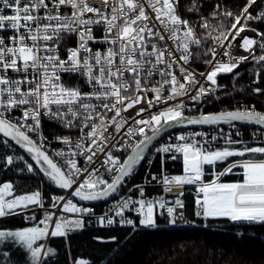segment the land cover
<instances>
[{"label": "snow or ice", "instance_id": "snow-or-ice-1", "mask_svg": "<svg viewBox=\"0 0 264 264\" xmlns=\"http://www.w3.org/2000/svg\"><path fill=\"white\" fill-rule=\"evenodd\" d=\"M255 3L256 0H247L240 15L234 17L231 29L227 30V34L221 32L220 36L214 37V42L223 47L224 41L229 40V37L232 41L240 37L244 51L250 52L254 46L264 49V42L258 43L253 38L241 37L245 30L257 32L256 29H248L247 24H241V19L264 20V11L257 16H252L249 11ZM179 6L180 0H0V33L5 31L12 33L7 39L0 35V86H3L0 87V133L5 138L15 140L32 154V159L40 166V171L61 189L72 188L77 184L75 178L82 172L86 173L87 178L78 183L71 194L80 200L92 201L115 192L122 179L128 176L133 166L143 158L147 145L172 122L186 121L187 124L194 125L240 121L260 125L262 127L252 133L253 140H257V146H250L243 140H233L229 135L226 140L229 147L211 150L205 147L207 140L201 142L195 139V136L203 135L202 133L191 134V142H188L189 137L177 136V141L182 143L162 146L157 152L182 154L184 174L168 176L164 173L162 178L152 177L164 186L165 192L180 189L175 201L169 204L163 198L133 200L128 197L118 203L119 210L115 215L122 218L121 224L131 225L135 229L134 221L123 216L124 210L131 206L140 217L139 225L153 229L159 227L157 215L163 216L166 211L168 225L176 226L177 219H183V213L177 212V209L184 207L180 199L184 194L183 188L185 185H195L197 217L204 220L226 218L233 223L264 226V143L258 141V137L264 135V113L256 111L254 107L237 108L233 111L187 118L183 115L185 105L181 101L152 113L149 119L142 117V113L158 104H166L169 100L185 96L190 91L186 85L198 83L194 73L185 69L180 61L184 64L189 63L192 56L190 45L199 47L202 42L196 37L189 21L179 14ZM62 7L70 8V14H61ZM41 10L44 12L43 15L39 14ZM198 10L199 6L195 2L187 8L189 12ZM223 15L232 17L233 13L226 11ZM94 26L103 27L102 37L94 36ZM201 27L207 28V22L202 23ZM65 34L69 36L75 34L78 38L77 46L67 49L66 59L59 55L60 42ZM257 35L264 40V33L257 32ZM169 40L176 45V51L180 53L178 57L168 45ZM89 42L107 47L105 51H93ZM228 47H232L231 42ZM209 53L213 59L207 60L206 63L212 65L213 70L200 75L205 76L212 85L217 84L218 74L232 73L240 63L248 59L244 56L232 57L225 51L224 55L229 56L230 60L222 62L216 60L215 48L209 49L204 55L207 56ZM232 59H235L236 63H232ZM260 61H264V55L257 58V62ZM161 65L163 67H160ZM176 66L180 68L183 83L174 74L173 69ZM9 71L23 73V78L12 79L8 75ZM62 73L84 77L92 91L85 93L79 86L66 85L62 82ZM156 73H159L163 82L158 87H146ZM21 85H27L28 90L23 91ZM165 85L170 86V93L167 96L163 95ZM133 89L134 94H130L133 93ZM210 91L214 92L216 88L206 89L201 85L191 99L199 102ZM254 91L260 93L264 90L256 88ZM148 92L154 93L153 99H148ZM93 100L99 101V104L92 103ZM144 103H147V108L142 106ZM137 105L141 107L137 109ZM21 106L27 107L23 108L22 120L18 122V126L6 118V113ZM130 109L135 110V116H124L123 113L129 112ZM108 112L113 115L106 120ZM42 116L60 122L65 128L76 127L79 123L81 135L76 142V148L80 149V152L71 155H84L85 162L91 164L94 163V157L105 153L106 159L103 164L113 165V168L108 170H115L119 175L108 183L93 174L99 169L89 172L86 168L78 167L74 159L67 161V171L62 170V167L26 134L36 133L40 139H47L41 133ZM129 120L137 127L129 126L124 135L129 140L137 134L143 139L134 144L125 142L124 146L131 148V155L120 163L113 157L111 151H106L109 148H116V144L110 143L116 136L109 128L120 134ZM29 121L31 123H28ZM145 127L152 132L151 136L145 133ZM21 128L25 131H21ZM236 135H240L239 130ZM56 139L64 144L71 143L66 136ZM211 139L215 141L217 136ZM85 140L88 141L87 145L81 143ZM233 145L240 147H232ZM55 155L62 157L65 153L57 152ZM230 157L240 159L231 163L223 172H213L214 179L210 182L204 181L205 165L214 168L217 162H223ZM177 158L176 155L171 156L173 160ZM14 159L8 156L7 164L11 165ZM235 168L242 170L238 173L242 176L241 180L231 183L220 182L221 176L232 173ZM33 170V166L28 164L27 171L31 173ZM100 185L106 186L99 189ZM12 194V183L0 186V218L16 215L17 209H26L32 205L42 206L40 191L8 199ZM140 195L144 196L142 188ZM62 201L60 210L63 213L89 214L91 211L78 207L63 196L52 197L53 208L60 206ZM54 215L45 214L44 219L39 221L43 227L0 229V244L9 242L19 245L29 254L30 264H41L42 258L53 255L55 250L44 244H37L38 241L49 235L66 238L70 232L83 227L81 219L69 220L66 217H59L54 220ZM98 221L102 226L114 222L107 214L99 217ZM50 223L54 224V227H50ZM3 255L7 256L8 253L4 252ZM74 264L88 262L81 259L76 260Z\"/></svg>", "mask_w": 264, "mask_h": 264}, {"label": "trees", "instance_id": "trees-1", "mask_svg": "<svg viewBox=\"0 0 264 264\" xmlns=\"http://www.w3.org/2000/svg\"><path fill=\"white\" fill-rule=\"evenodd\" d=\"M246 1L180 0L179 14L189 21L202 42L194 50L195 59L206 57L204 53L211 47L214 37L220 36L221 32L227 34L234 17L240 14ZM193 2L199 6V10L187 11ZM226 11H231L233 16L223 15ZM205 21L207 28L201 27ZM253 26L258 32L264 33V22L254 23ZM259 42H264L261 36ZM262 55L264 49L255 46L246 62L240 63L232 73H223L219 77L220 90L207 98L193 114L253 107L264 113V91H254L256 88L264 90V61L257 62V58ZM241 127L249 129V126ZM150 133L147 131V134ZM17 152L21 153L18 149ZM125 156L122 155L121 159ZM177 157L175 160L165 159L164 167L181 172L183 165ZM145 158L132 168L118 190H126L145 175ZM1 165L0 183H12L15 194L30 192L39 186L42 187L44 197L63 192L39 173H27L21 162H15L6 169ZM159 168L160 160L156 159L150 170L156 171ZM217 169H221V166ZM238 178H241L238 174L223 176L224 180ZM182 198L184 207L177 209V212L183 213V219L178 218L176 226H169L168 220L157 215L159 227L153 229L139 224L135 225V229L133 226L84 227L70 232L66 238L49 236L45 245L55 251L53 255L42 258L41 264H74L81 259L88 264H264V226L233 223L226 218L204 220L195 214L197 208L193 195L185 191ZM35 225L40 226L38 223L25 224L17 216L0 220V229L18 230ZM44 241L42 239L37 244H43ZM4 252L8 255L4 256ZM0 264H30V256L19 245L5 242L0 244Z\"/></svg>", "mask_w": 264, "mask_h": 264}, {"label": "built area", "instance_id": "built-area-1", "mask_svg": "<svg viewBox=\"0 0 264 264\" xmlns=\"http://www.w3.org/2000/svg\"><path fill=\"white\" fill-rule=\"evenodd\" d=\"M49 7H51L50 2H49ZM261 11H264V7L255 11L256 12L255 16H257ZM70 12H71L70 8H63V7L61 8V14H70ZM39 14L43 15L44 14L43 10H41V12ZM88 15H91V14H88ZM252 21H258V20H252ZM250 29H252V28H250ZM93 32H94V36L97 38H100L104 35V31H103L102 26H94ZM0 35H3L7 39V37L12 35V33H11V31H5L3 33H0ZM165 35H167V34L165 33ZM245 36L249 37V38H253L256 41L259 37V35H257V32H253L251 30H245L243 33H241V37H245ZM196 37L199 38L197 35H196ZM77 40H78V38L75 34H73L71 36L66 35V34L64 35V38L60 42L59 55L61 56V58L66 59L67 49L76 47L77 46ZM229 42H231L232 47H228ZM50 43L54 44V42H50ZM89 43H90V46L92 47L93 51H96V50L105 51V49L107 47V45H103V44H99V43H97V44H92L91 42H89ZM167 43H168V45H170L172 47L173 52L178 57L180 55V53L176 51V45L170 40L167 41ZM241 44H242V39L240 37H238L235 41H232L231 37H229V40L224 41L223 47H221L220 45L213 42L209 49H211V48L216 49V51H217L216 60H219L222 62H229L230 57L224 55L225 51L229 52L232 57H241V56L248 57L250 55L251 51L250 52L244 51L243 48L241 47ZM161 46L163 47V44H161ZM197 47L198 46H196L194 44L190 45V51L192 52V56L190 57L189 63L184 64L183 61H180V64L183 65V67L185 69H187L188 71L194 73L195 79L198 81V83L196 85H186V87H188L190 89V91L185 96L177 97L175 100H169V101H167L166 104L165 103L158 104L156 107L150 109L149 111L142 113V117L144 119H149L150 115L152 113L157 112V111H159L165 107L174 106L177 103H180L181 101H183V103L185 105V108L183 109V115L184 116L193 115V113H195L196 111H198L200 109V107L203 105V103L205 102V100L207 98L211 97L217 91L220 90L221 86L219 85V77L223 73L218 74V76L216 77V80H217L216 85H212L211 82L206 80L205 76H201L200 73H208V72L213 70V66L206 63L207 60H212L213 58H212V55L209 53V55H207L205 58L195 59L193 53ZM149 50H151V49L149 48ZM246 61H244V62H246ZM231 62L236 63V60L232 59ZM160 67H163V66L161 65ZM173 71H174V74L177 76L178 80H180V82L183 83L184 80H183V77L180 73L179 66L174 67ZM8 75L12 79H22L23 78V73H13V72L9 71ZM61 75H62V82L65 83L66 85L79 86L81 88V91L85 92V93L92 91L91 87L85 82L84 77L76 75V74H68V73H62ZM162 82H163L162 77L159 75V73H156L153 75L151 80L145 86L148 88L158 87L159 84ZM201 85H203L206 89L216 88V91H214V92L210 91L207 95L202 97L199 102L193 101L191 99V96L196 95L197 89ZM0 87H3V86H0ZM21 88L23 91L28 90L27 85H21ZM134 91L135 90L133 89V93H130V94H134ZM169 93H170V86L165 85L163 95L167 96ZM147 97H148V99H153L154 93L148 92ZM92 103L99 104V101L93 100ZM142 106L147 108V103H144ZM24 107H27V106H21L20 108H15L11 112L6 113V118H9L13 123L18 124V122L20 120H22ZM139 107H141V105L136 106L137 109ZM100 110H102V109H98V111H100ZM112 115H113V113L108 112L107 116H106V120L110 119L112 117ZM123 115L124 116H129V115L135 116V110L130 109L129 112L123 113ZM140 118L141 117H136V119H140ZM28 123H31V121H29ZM41 123H42L41 133L44 137H47L46 140L40 139V137L36 133H31V132H26V133L54 160V162H56L59 166L62 167V170L67 171V161L69 159H74L77 162L78 167H80L82 169L86 168L89 170V172H93L94 169H99L98 172H93V174L95 176H98L99 178L105 180L106 182H109L111 180V178L113 177V175L115 174L116 171L115 170H113V171L108 170V169L113 168V165H111L110 163L106 164V165L103 164V161L106 159L105 153H100L96 157H94V163H91V164L85 162V156L84 155H79V154L71 155V153H79L80 152V149L76 148V142L78 141V139L81 135L79 123H77L76 127L65 128L60 122L55 121V120H49L45 116L41 117ZM18 126H19V124H18ZM129 126L137 127V125H135L131 120H129L128 124L125 125V127L121 130L120 134H116L113 128H111V127L109 128V131L112 132L113 135L116 136V139L114 141H111L110 143L116 144V148H118L120 150H116V148H109V149H106V151H111L113 157L116 158L120 163L122 161L121 156L126 155L131 150L130 147L124 146L125 142H127L128 144H134V143L138 142L141 138H143L142 136L137 134V135L133 136L131 140H129L128 137L126 135H124V133L127 132ZM21 129L23 131H25V129H23V128H21ZM257 129H260V128H254V129H249V130L246 129V130H248V136L243 135V132H245V130H243L240 126L234 127L232 129H220V128L214 129L212 127H196V128H186V129H181V130L171 132V133L163 136L160 140H158L149 149V151L147 152L146 158H145V162H144V166H146V168H147L145 175L139 180V182L131 185L126 190H117L108 199H106L103 202L97 203V204L79 203V202L73 200L72 197L70 196V194L67 192H65L61 195H53V196H57V197H59V196L66 197L67 199H69L73 203H75L78 207L90 209L91 211L89 214L63 213L60 210L62 207L63 201L61 202L60 206L53 208V206L46 204L45 198H42V206L32 205L26 209H17L18 210L17 214L11 215L9 217L22 216L24 221L26 223L30 224V223H34L36 221L37 216H40L42 219H44V216L46 213H54L55 214L54 220L59 218V217H66L69 220L81 219L83 221V227L82 228L92 227V226L93 227H108V226L131 227V225L121 224L120 221L122 218L120 216L115 215V212L119 210L117 208L118 203L122 202L124 199H126L128 197H131L133 200H138L141 198H143V199L163 198L165 201H168L169 204H171L175 201V199L177 198V194L180 191V189H178V190L174 189L173 192H165L164 186L160 182H158L157 180H153L152 177L157 176V177L162 178V175L164 173H166L168 176L183 175L184 174L183 169L181 172H174V171H171V170L166 169L164 167L165 159L173 160V159H171L172 155L179 156L181 163L183 165L182 154H178V153L164 154L161 152H157V149L161 148L162 146L168 145V144L176 145L178 143H182V141H177V139H176V137L180 136V135H184L186 137H189L188 142H191V134H194V133H202L203 135L195 136V139L198 141H201V142L207 140L208 143L205 145V147H207L211 150L221 149V146L227 145L226 140H227L229 135H231L233 140H243L247 144H249L250 146H253V145L257 146V140H253V137H252V133L254 131H256ZM88 130H90V129H85V131H88ZM237 130H239V132H240L239 136L236 135ZM147 131H150V130L147 127H145V133L146 134H147ZM147 135H149V134H147ZM65 136L70 139V141H71L70 144H64V143H62L56 139V137H65ZM213 136H217V139L215 141H213L211 139ZM244 137H245V139H244ZM5 140L6 139L3 137L0 138V158L2 159L1 164L3 166V169L11 167L13 164V163L11 165L7 164V157L8 156L14 157L15 158L14 161L21 162V163L25 164V166L27 168V165L30 164V163H28L27 158L24 155L20 156V155L16 154V152H17L16 147L13 146L12 144L8 143L7 140H6L7 143L5 144L4 143ZM258 141L261 143H264V135L259 136ZM81 143H84L85 145H87L88 141H86V140L81 141ZM57 152H64L65 156H62V157L56 156L55 153H57ZM21 157H22V159H20ZM156 159L160 160V168H159V170L151 171L150 168L153 164V161H155ZM215 169H216V167L213 168L212 166L205 165L204 166L205 175L213 174V172H216ZM33 172H31V173H33ZM220 172H222V171H220ZM85 178H87V174L82 172L79 177L75 178L77 180V184H74L73 186L77 187L78 183L83 182V179H85ZM205 182H207V181H205ZM104 186L105 185H100L99 189H101ZM141 188L144 191L143 197H141V195H140V189ZM147 190H149V191L147 192ZM186 190H188L191 194H193L194 202H195L196 198H197L196 186L195 185H185L183 188V192H185ZM34 192H36V191H34ZM11 198H13V197H8V199H11ZM180 199L183 201L182 197H180ZM39 211H42V213H40ZM158 211H164V210L158 209ZM106 214L108 217H111L114 222L111 225H108L107 223H105L102 226L99 223L98 218L105 216ZM123 216H124V218L132 219L134 221L135 225L139 224L140 217L132 209L131 206L128 210H124ZM31 217H34V219H32ZM162 217L164 219L168 220L166 211H164V215ZM50 227H54V224L50 223Z\"/></svg>", "mask_w": 264, "mask_h": 264}, {"label": "water", "instance_id": "water-1", "mask_svg": "<svg viewBox=\"0 0 264 264\" xmlns=\"http://www.w3.org/2000/svg\"><path fill=\"white\" fill-rule=\"evenodd\" d=\"M233 110H236V109H229V110H221V111H215V112H207V113H204V112H200V113H198V114H194V115H189V116H185V117H187V118H198L201 114H205V115H208V114H218V113H220V112H222V111H233ZM260 113H263V112H260ZM13 123V122H12ZM229 125H243V126H249V127H256V128H261L262 126H260V125H256V124H249V123H245V122H240V121H233V122H229V123H224V122H220V123H217V124H187V122L185 121L184 123H176V122H172V123H170L169 125H167V126H165L164 127V129L160 132V133H158L157 135H156V137L151 141V143H149L148 145H147V147L145 148V151H144V153H143V158L136 164V165H134L133 167H135V166H137V165H139L141 162H142V160L144 159V157H145V155L147 154V152L149 151V149L158 141V140H160L163 136H165V135H167V134H169V133H171V132H174V131H177V130H181V129H186V128H196V127H220V126H229ZM21 131H23L22 129H21ZM27 134V133H26ZM28 135V134H27ZM152 135V132L149 134V136H151ZM0 136L1 137H3V138H5L4 136H3V134L2 133H0ZM30 137V136H29ZM31 138V137H30ZM6 140H8L10 143H12L15 147H17L24 155H25V157L32 163V165L34 166V168L36 169V171L40 174V175H42L47 181H49L50 183H52L53 184V186L54 187H56L57 189H60V190H62V191H65V192H67V193H69L70 194V196L72 197V199L73 200H75V201H77V202H79V203H82V204H97V203H100V202H103V201H105L106 199H108L110 196H112L118 189H119V187L122 185V183L124 182V179L127 177H124L123 179H122V181L120 182V184L117 186V189H116V191L115 192H111L108 196H106V197H104V198H102V199H97V200H92V201H84V200H80L78 197H75V196H73L71 193L75 190V186H72V188H70V189H67V190H65V189H61V188H59L58 186H56L55 184H54V182L53 181H51V179L50 178H48V177H46L45 175H44V173L43 172H41L40 171V166L39 165H37V163H36V161L35 160H33L32 159V154H29L27 151H26V149L25 148H22L15 140H12L11 138H5ZM32 139V138H31ZM141 139H143V138H141ZM140 139V140H141ZM33 140V139H32ZM34 141V140H33ZM35 142V141H34ZM36 143V142H35ZM36 145L38 146V147H40L37 143H36ZM41 148V147H40ZM41 150L42 151H44L42 148H41ZM46 153V152H45ZM47 154V153H46ZM129 155H131V150L126 154V156L124 157V159L121 161V163H123V161L124 160H126L127 159V157L129 156ZM51 158V157H50ZM117 175H119V173L116 171L115 172V174L113 175V177L111 178V180L108 182V183H111V181H112V179L115 177V176H117ZM106 186V185H105ZM104 186V187H105ZM104 187H102L101 189H103ZM99 190V189H98Z\"/></svg>", "mask_w": 264, "mask_h": 264}, {"label": "rangeland", "instance_id": "rangeland-1", "mask_svg": "<svg viewBox=\"0 0 264 264\" xmlns=\"http://www.w3.org/2000/svg\"><path fill=\"white\" fill-rule=\"evenodd\" d=\"M257 1V0H256ZM246 4H247V1H246ZM245 4V5H246ZM262 7H264V0H258L257 2H256V4L254 5V6H252L250 9H249V11L251 12V14L253 15V16H255L256 14V12L255 11H257L258 9H260V8H262ZM244 8V7H243ZM242 11V10H241ZM241 13V12H240ZM240 15V14H239ZM238 15V16H239ZM233 22H234V20H233ZM257 22H264L263 20H258V21H250V20H248V21H245V20H243V19H241V24H247V28L248 29H250V28H252V29H255L254 28V26H253V24L254 23H257ZM238 27H239V25H238ZM257 30V29H256ZM257 32H258V30H257ZM259 38V37H258ZM257 42H258V39H257ZM255 48V46L253 47V49ZM253 49L251 50V53H252V51H253ZM251 53H250V55H251ZM250 55L248 56V58L250 57ZM248 60V59H247ZM244 109V108H243ZM194 115V114H193ZM237 126H243V125H229V126H225V127H227V128H225V129H232V128H234V127H237ZM220 127H222V126H220ZM219 127V128H220ZM242 128V127H241ZM254 128H256V127H249V129H254ZM220 129H223V128H220ZM243 130H245V132H243V135H245V136H248V130H246V129H244V128H242ZM1 137V136H0ZM244 139H245V137H244ZM8 141V140H7ZM9 142V141H8ZM10 143V142H9ZM12 144V143H11ZM13 145V144H12ZM14 146V145H13ZM254 146V145H253ZM225 147H229V145H225V146H221V149H223V148H225ZM232 147H240V145H233ZM16 149H18L17 147H16ZM19 150V149H18ZM20 151V150H19ZM21 152V151H20ZM22 153V152H21ZM21 153H19V152H16V154H18V155H20V156H22V155H24L23 153L21 154ZM147 155V154H146ZM145 155V156H146ZM25 156V155H24ZM145 158V157H144ZM234 157H230V158H228L227 160H225V161H223V162H218V163H216V165H215V167H216V172H220V171H224L231 163H233L234 161H236V160H238V159H240L239 157L238 158H236V159H233ZM1 161H2V159H0ZM28 160V159H27ZM16 161H14L13 163H15ZM145 162V161H144ZM20 163V162H19ZM28 163H30V164H32L29 160H28ZM23 164V163H22ZM1 165V164H0ZM13 165V164H12ZM2 166V165H1ZM23 166L25 167V170H26V172L27 173H29L28 171H27V168H26V166H25V164H23ZM218 166H221V169H217V167ZM2 168H3V166H2ZM33 173H29V174H33V175H36L38 172L36 171V169L34 168V166H33ZM237 168H235V169H233V171H232V173H229V174H238V173H240L242 170L241 169H239L238 168V170H236ZM226 175H228V174H226ZM238 176H241V175H238ZM203 179L205 180V181H207V182H210L211 180H213L214 179V176H213V174H208V175H205L204 177H203ZM242 179V176H241V178L239 179L238 178V180H241ZM238 180H224L223 179V176H221L220 177V182H223V183H231V182H236V181H238ZM4 183H9L8 181H4V182H1L0 183V186H2V184H4ZM187 188V187H186ZM34 191H40V193H41V195H42V198H45L46 199V204L47 205H50V206H52L51 204H52V196L53 195H61V194H63V193H65V191H63L62 193H51L48 197H44V195H43V190H42V187L41 186H39V188H37V189H35V190H33V191H30V192H26V193H21V194H15V192H14V189H13V194H12V197H15V196H19V195H24V194H32V193H34ZM186 191H188V190H186ZM190 193V192H189ZM193 195V194H192ZM194 197V196H193ZM36 206H38V205H36ZM18 211V210H17ZM40 213H42V211H39ZM13 217H16V216H13ZM18 217V216H17ZM20 217V219L22 220V222L23 223H25V224H29V223H26L25 221H24V219H23V217L22 216H19ZM8 218H11V217H9V216H6V217H3V218H0V220H2V219H8ZM40 220H42V218L40 217V216H37V219H36V221L34 222V223H38L39 224V221ZM30 224H33V223H30ZM40 225V224H39ZM35 226H38V225H35ZM32 227H34V226H32ZM39 227H43V225H40ZM93 227V226H92ZM99 228H101V227H99ZM50 236V235H49ZM48 236V237H49ZM48 237H46L45 238V241H44V245L46 244V240L48 239Z\"/></svg>", "mask_w": 264, "mask_h": 264}, {"label": "bare ground", "instance_id": "bare-ground-1", "mask_svg": "<svg viewBox=\"0 0 264 264\" xmlns=\"http://www.w3.org/2000/svg\"><path fill=\"white\" fill-rule=\"evenodd\" d=\"M176 190H178V189H176Z\"/></svg>", "mask_w": 264, "mask_h": 264}]
</instances>
